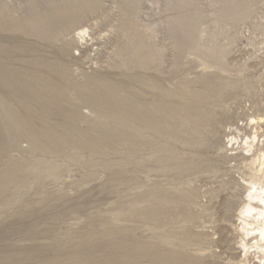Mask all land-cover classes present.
<instances>
[{
  "label": "rangeland",
  "instance_id": "374dc122",
  "mask_svg": "<svg viewBox=\"0 0 264 264\" xmlns=\"http://www.w3.org/2000/svg\"><path fill=\"white\" fill-rule=\"evenodd\" d=\"M256 160L264 0H0V264H260Z\"/></svg>",
  "mask_w": 264,
  "mask_h": 264
},
{
  "label": "bare ground",
  "instance_id": "6f19581e",
  "mask_svg": "<svg viewBox=\"0 0 264 264\" xmlns=\"http://www.w3.org/2000/svg\"><path fill=\"white\" fill-rule=\"evenodd\" d=\"M85 31L79 32L80 38L83 37ZM79 41V40H78ZM255 140V137L253 138ZM249 145V144H248ZM250 149V148H249ZM258 162L260 173L262 176L260 180L250 181L248 185V192L246 196V203L240 211L241 218V232L246 240L249 238L254 240L253 247L249 246L245 241L242 246L243 256L248 257L249 250L254 248L255 254L260 264H264V163Z\"/></svg>",
  "mask_w": 264,
  "mask_h": 264
}]
</instances>
